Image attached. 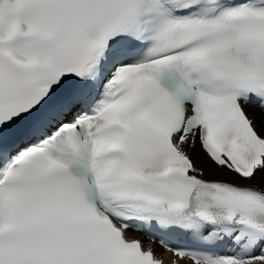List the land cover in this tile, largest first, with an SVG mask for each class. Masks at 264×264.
Wrapping results in <instances>:
<instances>
[{"label":"snow or ice","instance_id":"6c2138e0","mask_svg":"<svg viewBox=\"0 0 264 264\" xmlns=\"http://www.w3.org/2000/svg\"><path fill=\"white\" fill-rule=\"evenodd\" d=\"M166 253L264 264V0H0V264Z\"/></svg>","mask_w":264,"mask_h":264},{"label":"bare ground","instance_id":"6f19581e","mask_svg":"<svg viewBox=\"0 0 264 264\" xmlns=\"http://www.w3.org/2000/svg\"><path fill=\"white\" fill-rule=\"evenodd\" d=\"M197 150L200 151L199 148H197ZM200 156H201L202 159L206 160V157H204V154L202 153V151H200ZM212 167L214 168L215 166L212 165ZM224 172H225V174H226L228 177H233V175H234V174H232V173H228L227 170H224ZM168 259H170V257H169V256H166V261H167ZM185 264H188V262H185Z\"/></svg>","mask_w":264,"mask_h":264}]
</instances>
